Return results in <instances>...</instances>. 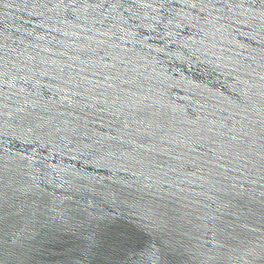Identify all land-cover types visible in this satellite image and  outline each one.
Returning a JSON list of instances; mask_svg holds the SVG:
<instances>
[{
	"label": "water",
	"instance_id": "water-1",
	"mask_svg": "<svg viewBox=\"0 0 264 264\" xmlns=\"http://www.w3.org/2000/svg\"><path fill=\"white\" fill-rule=\"evenodd\" d=\"M0 264H264V0H0Z\"/></svg>",
	"mask_w": 264,
	"mask_h": 264
}]
</instances>
